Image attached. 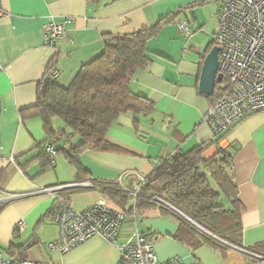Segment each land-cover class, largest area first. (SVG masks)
<instances>
[{
  "label": "crops",
  "instance_id": "1",
  "mask_svg": "<svg viewBox=\"0 0 264 264\" xmlns=\"http://www.w3.org/2000/svg\"><path fill=\"white\" fill-rule=\"evenodd\" d=\"M224 1L102 0L93 5L88 0H0V203L6 204L0 212V253L5 258L20 257L9 251L14 245L24 247L26 259L37 264H116L117 247L138 231L155 237V253L162 262L179 257L185 264H264L257 260L264 257V111L215 137L205 122L213 97L199 91L205 58L216 46ZM174 16L175 22L165 24L148 44L152 64L137 72L131 83L132 93L149 99L154 112L122 115L114 123L107 141L117 152H84L79 167L58 155L53 168H44L43 148L48 140L44 124L40 119L22 120L20 112L36 105L38 87L55 57L53 69L60 72L57 83L68 87L82 66L104 52L108 36L132 35ZM66 18L73 19L65 29L74 44L64 40L56 47L46 46L43 27ZM179 21L188 24L191 36L181 35ZM54 126L59 131L64 125L55 120ZM205 143H211L204 153L206 160L219 153L216 144L234 153L243 209L242 249L224 243L226 249L207 244L194 247L176 239L178 222L161 219L165 215L151 210L125 212L117 245L94 237L67 254L49 251V243L59 236L58 227L48 219L55 198L67 199L78 212L101 199L122 211L102 192L112 187L127 193V208L134 207V194L158 163ZM139 214L144 224L139 223ZM20 222L23 230L16 232Z\"/></svg>",
  "mask_w": 264,
  "mask_h": 264
},
{
  "label": "trees",
  "instance_id": "2",
  "mask_svg": "<svg viewBox=\"0 0 264 264\" xmlns=\"http://www.w3.org/2000/svg\"><path fill=\"white\" fill-rule=\"evenodd\" d=\"M88 1L93 5L102 2ZM176 19L175 16L168 18L132 35L108 36L104 52L82 66L68 87L59 85L56 79L49 76L40 83L36 105L22 110L20 115L22 120L40 119L44 124L48 135L43 148L44 168H53L58 155L79 167V157L84 152H117V147L107 141V133L114 123L122 115L138 117L154 112V105L149 99L132 93L131 83L137 72L147 69L153 62L148 51L149 42L158 36L165 24ZM57 62L58 56L48 72ZM219 91L216 86L212 107ZM55 120L64 125L59 131L55 129ZM49 145L55 148L53 156L47 153ZM210 146L211 143H205L188 154H175L164 160L141 184L134 207L127 208L130 196L123 191L104 187L102 192L124 212L135 214L159 210L163 215L176 219L179 227L176 239L194 247L207 244L226 249V245L209 233L228 245L242 249L243 209L238 200L234 153L221 150L217 156L206 160L204 153ZM5 205L0 204V212ZM195 234L199 238L193 240L191 237ZM9 251L26 259L24 247L13 245Z\"/></svg>",
  "mask_w": 264,
  "mask_h": 264
},
{
  "label": "built area",
  "instance_id": "3",
  "mask_svg": "<svg viewBox=\"0 0 264 264\" xmlns=\"http://www.w3.org/2000/svg\"><path fill=\"white\" fill-rule=\"evenodd\" d=\"M72 20L66 18L61 24L54 21L46 24L43 27L45 45L56 47L64 40L73 45L74 39L65 29V24ZM177 24L181 35L191 36L186 22ZM215 44L222 49L219 74H222L223 81L217 85L219 97L208 111L205 122L215 137H219L243 118L264 111V0H225L219 12ZM48 76L57 79L60 72L52 69ZM216 146L222 150L219 144ZM47 153L55 155V148L49 145ZM161 165L162 162L158 163L157 168ZM139 190L134 194L135 200ZM48 219L59 230L57 240L48 245L49 251L67 254L94 237H102L117 245L127 215L124 211L108 207L104 199L78 212L68 200L57 197ZM23 226L20 222L16 232L22 231ZM155 242L154 236L136 231L126 244L117 247L119 258L116 264H185L179 257L160 261L155 253ZM257 260L264 262V257L258 256ZM0 264L37 263L18 256L5 258L0 253Z\"/></svg>",
  "mask_w": 264,
  "mask_h": 264
},
{
  "label": "water",
  "instance_id": "4",
  "mask_svg": "<svg viewBox=\"0 0 264 264\" xmlns=\"http://www.w3.org/2000/svg\"><path fill=\"white\" fill-rule=\"evenodd\" d=\"M222 52V49L218 46H215L207 55L205 58L203 69L201 73L200 78V84H199V91L201 94L207 96V97H213L215 93V88L217 85L221 84L223 81L222 74H219V65H220V53ZM178 214L183 216L180 212L173 209ZM185 217V216H183ZM186 218V217H185ZM189 220L188 218H186ZM193 225L201 229L198 225H196L194 222L189 220ZM204 231V230H202ZM205 232V231H204ZM207 233V232H205ZM214 239L218 240L221 243L226 244L225 242L221 241L220 239L216 238L215 236L207 233Z\"/></svg>",
  "mask_w": 264,
  "mask_h": 264
},
{
  "label": "rangeland",
  "instance_id": "5",
  "mask_svg": "<svg viewBox=\"0 0 264 264\" xmlns=\"http://www.w3.org/2000/svg\"><path fill=\"white\" fill-rule=\"evenodd\" d=\"M138 218L140 219L139 220V223L141 222V224H144L145 222H142L143 221V219H144V217H143V215H141V214H139L138 215ZM160 218L161 219H170V221H173V223L175 224V225H177V220L176 219H174V218H169V217H166V216H162V215H160Z\"/></svg>",
  "mask_w": 264,
  "mask_h": 264
}]
</instances>
